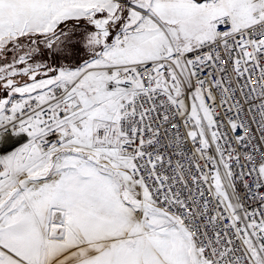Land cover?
<instances>
[{
	"label": "snow or ice",
	"instance_id": "1",
	"mask_svg": "<svg viewBox=\"0 0 264 264\" xmlns=\"http://www.w3.org/2000/svg\"><path fill=\"white\" fill-rule=\"evenodd\" d=\"M0 264H264V0H0Z\"/></svg>",
	"mask_w": 264,
	"mask_h": 264
}]
</instances>
